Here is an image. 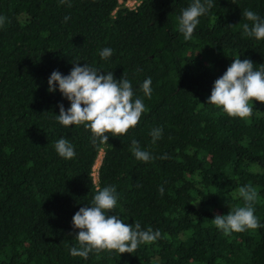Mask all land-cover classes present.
Masks as SVG:
<instances>
[{
  "label": "trees",
  "instance_id": "16d2710c",
  "mask_svg": "<svg viewBox=\"0 0 264 264\" xmlns=\"http://www.w3.org/2000/svg\"><path fill=\"white\" fill-rule=\"evenodd\" d=\"M188 3L139 0L131 9L118 0H0V264H264V228L225 236L211 220L241 206L235 193L250 184L264 223V102L253 98L247 119L205 103L233 56L264 63V40L241 34L243 11L264 16V0H214L185 41L177 17ZM103 47L114 50L107 61ZM74 60L132 82L147 111L125 135L93 144L82 125L57 123L58 105L70 102L47 91V79L53 70L68 74ZM154 127L163 129L155 144ZM61 137L74 145V159L54 150ZM133 139L154 159L136 160ZM106 185L119 194L109 215L159 229L161 238L134 253L71 256L79 231L72 216Z\"/></svg>",
  "mask_w": 264,
  "mask_h": 264
},
{
  "label": "clouds",
  "instance_id": "9594fccd",
  "mask_svg": "<svg viewBox=\"0 0 264 264\" xmlns=\"http://www.w3.org/2000/svg\"><path fill=\"white\" fill-rule=\"evenodd\" d=\"M60 2L64 3L65 0ZM213 5L214 0H189L188 6L181 9L177 17V29L185 41L193 38L200 17ZM242 15L247 22L241 24V34L257 41L264 40V16L251 9H245ZM68 19L69 17H64L65 21ZM4 23L5 17L0 15V27ZM113 51L111 47H103L99 51L100 59L109 60ZM77 61L79 60L73 61L68 74L53 70L47 79V91L58 90L70 102L67 109L63 103L58 105L59 113L55 115V120L65 128L82 125L90 130L93 144L98 141L107 142L109 133L113 136L125 135L147 111L143 100L135 96L132 82L123 75L117 79L112 71L101 72L98 67L87 62L81 65ZM151 83V77H148L140 84L145 97L152 94ZM253 98L264 102V63L257 68L253 61L241 59L239 55L233 56L231 64L213 81L205 103L215 106L230 117L247 119L253 113ZM162 135L161 127L150 130L153 144ZM53 147L65 160L76 157L74 145L65 137L57 139ZM129 150L138 161L149 162L154 159L153 154L141 147L135 139L131 141ZM160 158L165 159L166 154ZM158 191L163 195V186ZM258 194V190L250 184L240 186L235 196L242 201V205L230 206L227 214H215L211 218L212 224L225 236L264 228V223L255 215L254 205ZM118 199L116 186L106 185L98 188L91 201L74 213L71 225L79 231L74 236L77 246L69 248L71 256L87 259L90 253L102 250H115L120 254L134 253L140 245H147L161 238L159 229L143 228L139 222L125 224L119 214L109 215Z\"/></svg>",
  "mask_w": 264,
  "mask_h": 264
},
{
  "label": "built area",
  "instance_id": "2783aa9c",
  "mask_svg": "<svg viewBox=\"0 0 264 264\" xmlns=\"http://www.w3.org/2000/svg\"><path fill=\"white\" fill-rule=\"evenodd\" d=\"M118 3L133 9L138 5L139 0H118Z\"/></svg>",
  "mask_w": 264,
  "mask_h": 264
},
{
  "label": "rangeland",
  "instance_id": "374dc122",
  "mask_svg": "<svg viewBox=\"0 0 264 264\" xmlns=\"http://www.w3.org/2000/svg\"><path fill=\"white\" fill-rule=\"evenodd\" d=\"M99 162H100V156L98 157V160H97V162H96V164H95V167H94L93 175H94L95 178H96V172H95V170H96V168L98 167Z\"/></svg>",
  "mask_w": 264,
  "mask_h": 264
}]
</instances>
